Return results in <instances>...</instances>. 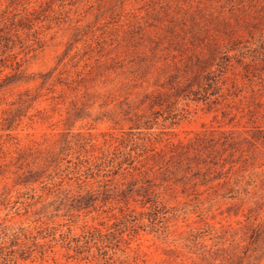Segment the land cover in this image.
<instances>
[{
    "label": "clouds",
    "instance_id": "1",
    "mask_svg": "<svg viewBox=\"0 0 264 264\" xmlns=\"http://www.w3.org/2000/svg\"><path fill=\"white\" fill-rule=\"evenodd\" d=\"M0 264H264V0H0Z\"/></svg>",
    "mask_w": 264,
    "mask_h": 264
}]
</instances>
